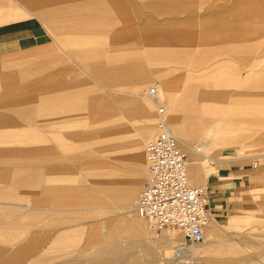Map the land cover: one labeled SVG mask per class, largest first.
Segmentation results:
<instances>
[{
    "label": "crops",
    "instance_id": "1",
    "mask_svg": "<svg viewBox=\"0 0 264 264\" xmlns=\"http://www.w3.org/2000/svg\"><path fill=\"white\" fill-rule=\"evenodd\" d=\"M120 2L124 4L123 0ZM193 2L212 4L228 18L239 22L243 29L237 30L228 24L206 20L194 23L197 32L192 31L185 19H180L175 12ZM17 4L14 0H0V25H7L9 21L12 24L0 26V56L17 53L12 36L18 38L19 35H26L25 31L35 24L33 20L19 21L24 16L17 6L27 10L34 19H40L39 22L46 21L44 25L49 29L47 33L52 41H58L65 46L69 54L60 45L66 56L64 58H51L50 61L47 59V62L37 63L28 61L24 66H20L22 63L16 65L9 62L0 65V141L20 144L0 149V156L7 152L8 156L30 157L29 164L22 165L23 167L20 165L24 161L18 162L19 166L0 165V183L7 181L10 186H17L16 183L29 181L31 187L43 188L44 193H48L51 188H60L63 189L62 195L56 196V203L84 204L86 198L81 196L80 192L87 188L71 187L75 181L86 180L88 161L81 148V142L102 138L104 102L102 93L90 79L69 80L68 74H73L75 69L72 57L84 60L78 67L91 71L86 74L102 88V92L106 89L111 93L114 90L112 87L127 81L132 94L148 83L159 87V92L165 94L161 101L166 108L168 121L178 135L198 121L204 120L210 125L205 140L214 141L213 146L208 147V153L213 155L214 161L239 160L219 158L223 150L220 147L224 148V141H253L256 148L263 145L264 110L255 109L253 105L264 103V63L256 70L243 75L228 72L231 66L227 61L211 64L208 62L215 56L227 53L248 66L246 59L250 55L255 58L264 56V0H157L149 4L166 13V21L124 29L109 28L105 24L111 13L119 7L118 0H20ZM73 11L95 13V20L86 19V16L84 19L78 17V20H68L67 16L63 18V12ZM97 29L100 30L99 34L94 32ZM186 39L197 43L244 40L248 45L238 43L212 49H189ZM259 43L263 47L256 51ZM20 45L22 46V43ZM188 54H191L189 59ZM137 59L149 60L148 69L141 65H128V60L131 62ZM185 59L188 60L185 63L188 68L179 75L176 64ZM159 62L166 65L171 63L173 66L170 64L165 67ZM254 65L251 67L258 66ZM221 86L227 87L220 88ZM111 94L114 96L111 97L109 107L115 109L118 107L119 94ZM91 126L95 130L94 134L87 133V128ZM195 141L197 139L192 138V142ZM217 141L219 145H216ZM23 142H29V146L23 147ZM47 143L53 147L48 148ZM227 147L235 148L232 145ZM217 149L219 151L216 152ZM81 152L85 156L84 159ZM261 156L264 157V154ZM247 159L246 155L242 160ZM72 172L83 174L80 176L82 179L74 177ZM56 173L58 176H55ZM54 176L58 177L57 181L61 183L51 184L56 179ZM250 177L253 181L257 178ZM123 189L122 186L113 187L111 190L117 193L111 195V199L127 198ZM77 192L79 196L76 195ZM51 197L55 200L53 193ZM4 198L8 201H0L1 205L14 209L19 205L18 202L12 201L18 199L16 195ZM37 203L50 206L55 204L49 200ZM33 211L35 212V209ZM41 213L37 209L34 215L40 216ZM134 215L136 216V213ZM214 215L216 223L210 231L214 237L213 244L207 243V248L215 250L216 239L227 234L232 237L252 234L251 228L240 231V224L235 219L229 222L216 213H210L211 221ZM45 221L47 222V219ZM33 240L36 243L32 246L36 247V251L34 250L31 256L26 260L4 264H53L57 253L74 249L65 245L69 244V236L57 245H41L42 249L38 247L37 240ZM229 242L236 244L234 238ZM220 247L223 246L218 245L217 248ZM24 249L26 248L21 250L31 251ZM225 251L223 247L218 254H224ZM250 251V248H246V252Z\"/></svg>",
    "mask_w": 264,
    "mask_h": 264
},
{
    "label": "rangeland",
    "instance_id": "2",
    "mask_svg": "<svg viewBox=\"0 0 264 264\" xmlns=\"http://www.w3.org/2000/svg\"><path fill=\"white\" fill-rule=\"evenodd\" d=\"M14 1L16 5H18L17 1L19 2L20 0ZM118 1L119 7L111 13L110 19L105 22L109 28H134L150 23L158 24V22L162 20L166 21L167 14L159 11L157 6L149 4L157 0H123V5L120 2L122 0ZM126 1L129 3L127 4ZM16 8L24 16L23 19H19V21L33 20L35 24L31 27L33 31H31V28L25 31L26 35H19L18 38L12 36L15 42L10 38L17 47L18 52L12 55L10 53L0 56V65L9 62L15 63L16 65L22 63L20 66H24L28 61L37 63L43 61L47 62V59L50 61L51 58H64L66 56L62 49L69 54V50L65 48V46L58 43V41H55L56 43L52 41L53 39L47 33L49 29L44 25L46 21L44 23L39 22L40 19H34V16L29 14L23 7L17 6ZM175 13L178 14L177 16L180 19H185L189 29L194 32H197V27L195 25L193 26V24L197 21L206 20H215L219 23L228 24L237 30L243 29L239 22L228 18L225 13L223 14L217 10L215 6L207 2L186 4ZM62 15L63 18L67 16L68 20H78V17L84 19V16H86V19L95 20L96 16V14L92 12L78 13L77 11L75 13L74 11L71 13L63 12ZM9 22L11 23V21ZM12 22L16 23L18 21ZM10 23L7 22V25L4 23L0 26L6 27L9 26ZM99 31L100 30L97 29L94 32L99 34ZM20 38H22L21 42L19 41ZM243 41L231 40L197 43L186 39V45L189 49H194L196 47L212 49L238 43H248ZM20 43H22V46ZM262 47L263 45L259 43L256 51H259V48ZM190 57L191 54H188L187 59ZM72 59L75 69L73 74H68L69 80L90 79L99 92L102 93L104 102L102 138L97 141L89 140L81 142V148L86 154V159L89 161L95 158L96 161L99 160L103 165H108L107 163H109L108 166L115 168V172L124 180L118 181L119 179H116V182H101L104 190H106V188L111 190L113 187L122 186V188H130L131 193L135 191L137 194L136 196H139L141 185L145 178L141 177L139 173L142 171V173L144 172L145 174L144 176H146L145 146L147 142L156 135L160 120V116H158L152 102L144 97L147 88L152 86L153 83L146 84L140 91L134 94L130 93L132 90L129 87L128 81L125 84L115 85L112 87L114 90L111 93L119 94L117 100L118 107L111 109L109 107L110 101L112 100L111 97L114 95L107 92L106 89L102 92V88L86 74V72L91 73V71H84L78 67L84 60L75 59L73 57ZM223 60L227 61L231 66L227 70L228 72L245 75L251 70H256L257 67L261 66L264 63V56L255 58V56L250 55V57L246 59V63L248 64V66H246L241 60L236 59L234 55L223 53L218 55V57L215 56L208 64ZM187 61L188 60L185 59L181 63L176 64L179 71L177 74L180 75L188 68L185 64ZM127 63L128 65H141V67L147 70L150 61L147 59H137L131 62L128 60ZM159 63L165 67H169L171 64L166 65L163 62ZM252 65L258 66L252 68ZM171 66L173 65L171 64ZM226 87L227 86H221L220 88ZM253 106L255 109L264 110V103H257ZM145 122L154 123L152 137L149 134V127L142 126ZM199 128L202 132L195 136L197 140L202 139L201 143L206 144L202 152L214 158L213 155L208 153V147H210V145L213 146L214 141L205 140V137L209 133L210 125L204 121ZM111 130L112 133H107L111 132ZM94 132L93 126L87 128V133L94 134ZM111 137L115 140L120 137V140L106 143L108 142L107 139L110 140ZM100 142L103 143L100 144ZM218 142L219 141L215 142L216 145L220 144ZM22 144L23 147L29 146V142H23ZM12 145L20 144L0 141V149H6ZM223 145L224 148L220 147V149H223V152H220L219 158H238L239 160L214 161V159L207 160L205 157H202L204 168L205 170L206 168L208 169V174L205 180H203L204 182L202 184H194L190 176L189 179L191 184L195 186H204L207 189L210 199V213H216L225 221L229 222L235 219V221L240 224V231L250 230L251 228L252 234L247 236L232 237L227 234L216 239L217 243H215V245L217 247L218 245L223 246L226 249L224 254H218L217 252L223 247H216L215 250L207 247L204 248L209 242L212 245L214 238L206 229L204 231L203 243L201 244L190 243L184 239L183 235H181V240L168 241L165 238L166 232L162 233V230H155L145 218L143 219L146 221V225L148 223L147 232H142L140 230L133 231V228L130 227V223L136 218L134 215L136 212L133 214L134 208L119 209V203L121 201L123 202L126 198L119 197V199H111V195L99 187V193H101L99 195H101V198L95 196L92 198L95 201L88 199L87 192H83L82 190L80 194L86 198L84 199V204H65L56 203L58 201L56 196L62 195L63 189L51 188L48 190V193H44L43 188L31 187V182L29 181L16 183L17 186H10L7 181H2L0 183V201L6 202L8 199L4 197L10 198L16 195L19 200L12 201L18 202L19 205L14 209V207L11 208L0 204V263L4 264L5 262L27 259V257L33 254L34 250L36 251V247L33 248L32 246L34 243L33 239L37 240L38 247L41 248L47 244L57 245L58 242L62 243V240L65 241L69 236L71 241H67L69 244L65 245H69L71 246L70 248L74 249L70 252L57 253L53 258L55 261L53 264H264V157L261 156V154H264V143L258 148L255 147V142L253 141H224ZM231 145L235 146V148L227 147ZM248 146H251V148L247 149ZM37 147L38 146H36V148ZM52 147L53 146L49 144L48 148ZM217 151L219 150L217 149L216 152ZM213 152V154H215V151ZM82 155L84 159L85 156L83 153ZM246 155L248 159L242 160ZM124 157L125 161H123ZM252 160L254 163H258V165H253ZM14 161H16V163H14ZM20 161H24V163L20 165V163H18ZM29 161V156H8L7 152L5 155L0 156V165L2 166L14 164L23 167L29 164ZM142 165H144V168ZM211 170H213L214 173H210ZM60 174L64 175L63 173ZM72 175L77 179H82L80 176L83 174L72 172ZM55 176H58L57 173ZM250 176L257 178L253 181ZM126 178L129 179V181H125ZM58 179V177L54 179L51 184L56 185L61 183L57 181ZM86 181L87 179L80 180L79 182L75 181L74 184H72L74 186L71 188L84 186L85 188H89L88 181ZM51 193L55 196V200L52 199ZM76 195L79 196V193L77 192ZM38 196L42 198H38ZM137 199L138 198H134L132 205H135ZM45 200H49L55 204L50 206L37 203V201L41 202ZM96 201L98 203H96ZM100 203H103L106 207L97 208V205H101ZM33 209H35V212ZM37 209L39 212H42L40 216L34 215ZM15 214L17 215L15 216ZM46 219L47 222L45 221ZM98 228L102 229L103 232H100L102 234H99ZM169 229L170 230L167 231H171L172 233L179 231L177 229ZM231 238L235 239V245L229 242ZM181 244L184 248H178L176 251L175 246ZM193 247L196 248L195 252L193 251ZM22 248L31 251L23 252L21 250ZM246 248H250L251 251L246 252Z\"/></svg>",
    "mask_w": 264,
    "mask_h": 264
},
{
    "label": "built area",
    "instance_id": "3",
    "mask_svg": "<svg viewBox=\"0 0 264 264\" xmlns=\"http://www.w3.org/2000/svg\"><path fill=\"white\" fill-rule=\"evenodd\" d=\"M159 114L163 107L151 87ZM146 179L143 181L137 209L156 229H178L190 243L202 238V230L209 220L210 199L207 189L193 186L188 177L186 155L174 136L162 122L158 131L145 146Z\"/></svg>",
    "mask_w": 264,
    "mask_h": 264
},
{
    "label": "bare ground",
    "instance_id": "4",
    "mask_svg": "<svg viewBox=\"0 0 264 264\" xmlns=\"http://www.w3.org/2000/svg\"><path fill=\"white\" fill-rule=\"evenodd\" d=\"M169 49V48H168ZM116 54V53H115ZM153 87V88H156L157 90V94L155 95V97L157 98L159 104L163 107V110H164V113L163 114H159L158 110H157V105H156V102L154 101V97H152L150 94H149V90L150 88ZM161 87V86H160ZM159 88V87H158ZM156 86H149L146 90V92L144 93V97L149 99L152 104L154 105V107L156 108V111H157V114L158 116H160V120L159 122H162L164 124V126L166 127V129L169 131V133H171L174 138L176 139L177 143H178V146L179 148L182 150V152H184V154L186 155V166H187V173H188V177L190 176V179L192 180V182L194 184H202L207 176V172H208V169L206 168L205 170V166L203 165V159L202 157H205L207 160H210V159H214V158H211L210 156H208L206 153L202 152L204 147H206V144H203L201 143V140L202 139H198L197 141H195L194 143L192 142V138H196L197 137L195 135H197L198 133L202 132V130H200V125L201 123H204V121H198L196 120L197 123H194L192 125H190L186 130L184 129L181 133V135H178L175 131V129L171 126V124L169 123L168 121V115L167 113H165V107L161 101V98H164L165 94L160 93L159 90ZM42 92V91H41ZM187 93V92H186ZM83 97V96H82ZM56 100V99H55ZM58 100V99H57ZM169 100V99H168ZM180 100V99H179ZM174 103L176 102L174 99H173ZM54 102V101H53ZM60 102V101H59ZM80 104V103H79ZM64 105V104H63ZM176 105V104H174ZM70 106V105H69ZM173 107V106H172ZM171 107V108H172ZM73 108V106H72ZM171 110V109H170ZM169 110V111H170ZM71 112V110H70ZM69 112V113H70ZM73 113V112H72ZM170 113V112H169ZM53 115H55L53 113ZM187 115V114H186ZM177 116V115H176ZM185 116V115H184ZM188 116V115H187ZM40 117V116H39ZM178 118V117H177ZM189 120V119H188ZM159 124V123H158ZM142 126H148L149 127V134L151 135L152 137V132L154 131V123H144L142 124ZM158 128V126H157ZM43 131V130H42ZM107 133H112V130L111 132H107ZM150 137V136H149ZM113 137H111V139H107L108 142L106 143H110V142H115V141H119L120 140V137L117 138V140L115 139H112ZM143 141V140H142ZM145 142V141H144ZM103 143V142H100V144ZM105 143V144H106ZM193 143V145H192ZM209 143V142H208ZM181 145V146H180ZM183 149H182V148ZM97 154V153H96ZM126 154V153H125ZM92 156V155H91ZM98 156V155H97ZM110 156V155H109ZM112 157V155H111ZM94 158V157H92ZM117 158V157H116ZM123 158V157H122ZM95 160V158H94ZM92 160L90 159L88 162V169L86 171V174H85V179H87V183H88V186L89 188H87V190H85V192H87V198L88 199H92L94 198L95 196H99V198H101V193H99V189L98 187L101 189L103 187V184L101 182H116L117 180L116 179H119L118 181H124L122 180V177L119 175L118 176V173L115 172V168H112L111 166H108L109 163H107L108 165H103L102 162H100L99 160ZM100 160H101V157H100ZM117 160V159H116ZM131 160V159H130ZM128 160V161H130ZM215 160V159H214ZM104 161V160H102ZM123 161H125V157L123 159ZM134 161V160H133ZM100 162V163H99ZM116 162V161H115ZM120 163V162H119ZM137 163V162H136ZM121 164V163H120ZM135 164V163H134ZM252 164L253 165H258V163H254L253 160H252ZM111 165V164H110ZM113 165V164H112ZM124 165V164H122ZM138 165V164H137ZM116 166V165H115ZM118 166V165H117ZM252 166V165H251ZM125 167V166H124ZM142 167L144 168V165H142ZM115 169V170H114ZM134 169V168H133ZM205 170V171H204ZM124 171V170H123ZM131 171V170H130ZM133 172V171H132ZM136 173V172H135ZM141 175V177H145L144 180L146 179V176H144V172L142 173H139ZM139 178V177H138ZM189 179V181H190ZM143 180V181H144ZM80 181V180H79ZM125 181H129V179H125ZM85 183V181H84ZM101 183V184H100ZM191 183V182H190ZM83 184V183H82ZM193 185V184H192ZM91 186V187H90ZM142 186V185H141ZM195 186V185H193ZM196 187H199V188H204V186H196ZM140 189V188H138ZM103 191H106L108 194L110 195H113L114 193H117V192H113L112 190L106 188V190H104V188H102ZM141 190V189H140ZM123 191L125 192V196H127V198L122 202L119 203L120 208L122 209H126V208H129V207H133L134 208V205H132V201H134V198H139V196H136L137 194L136 193H131L130 192V188H124ZM140 193V192H139ZM87 199V200H88ZM94 200V199H92ZM95 201V200H94ZM138 201V199H137ZM96 203H98L96 201ZM101 204V203H100ZM102 205V206H101ZM101 205H97V208H105L106 206L103 205V203ZM110 208V207H109ZM113 208V206H112ZM118 209V208H117ZM63 210V209H62ZM135 212H136V218L134 219V221H132L130 223V227H132L133 231L135 230H140L142 232H147L148 230V223L146 225V221L143 219L144 217H142L139 212H138V209H137V202L135 204ZM209 217H210V213H209ZM215 215L212 217V221L211 219L209 218L207 224L204 226L203 230H202V238L200 241L198 242H194L193 244H201L203 243V239H204V231L205 229L208 230L209 232L212 231V228L214 227L213 225H215ZM146 219V218H145ZM150 223V222H149ZM210 224V225H209ZM101 226V225H100ZM106 226V224H105ZM99 227V226H98ZM206 227V228H205ZM208 227V228H207ZM102 228V226H101ZM101 228H98V232L99 234H102L100 232H103ZM94 229V228H93ZM173 229V228H171ZM156 230V229H155ZM162 230V233L163 232H166V240L168 241H176V240H181V235H183L182 233L180 234V231H177L175 233H172L171 231H167V230H170L169 228H164V229H161ZM178 230V229H177ZM1 241V240H0ZM200 246H204V245H200ZM199 246V247H200ZM207 247L206 245L204 246V248ZM178 248H184V246L181 244V245H177L175 246V249L176 251L178 250ZM198 248V247H197ZM203 248V247H202ZM193 251L195 252L196 251V248L193 247ZM206 251V250H205ZM202 252V251H201ZM218 252V251H217ZM198 256V255H197ZM218 257V256H217ZM26 260V259H25Z\"/></svg>",
    "mask_w": 264,
    "mask_h": 264
}]
</instances>
